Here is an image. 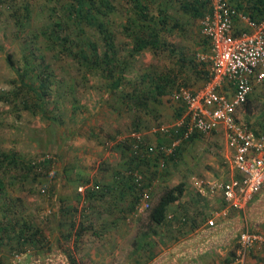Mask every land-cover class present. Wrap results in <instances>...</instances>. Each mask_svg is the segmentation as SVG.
<instances>
[{
    "label": "rangeland",
    "instance_id": "obj_1",
    "mask_svg": "<svg viewBox=\"0 0 264 264\" xmlns=\"http://www.w3.org/2000/svg\"><path fill=\"white\" fill-rule=\"evenodd\" d=\"M107 1L114 10L99 3L93 7L97 27L70 19L72 0H0V157L18 158L16 167L0 166V226L40 230L38 241L26 246L7 236L0 264H71V257L76 264H155L206 223L211 204L196 190V179H231L225 135L197 137L184 143L162 172L155 158L138 165L153 183V206L167 189L186 186L166 222L154 226L150 211L127 221L135 195L124 189L121 196L113 187L119 173L134 167L131 134L141 132L150 146L170 144L154 131L176 121L171 93L177 86L193 88L203 81L198 55L206 49L200 19L182 10L195 0H140L145 17L136 0ZM105 34L112 36L114 66L123 78L118 89L112 87L114 77L102 70L109 49ZM153 34L157 47L137 51L138 38ZM24 72L27 87L19 77ZM42 79L47 80L44 89L39 88ZM157 86L165 87L163 94ZM238 117L264 133V82ZM156 136L163 140L159 145ZM48 157L51 166L42 164ZM91 184L101 187L100 195L79 192ZM112 230L120 233L108 241L120 254L106 256L112 258L109 263L94 261L93 252L100 258ZM258 253L250 254L246 264H264Z\"/></svg>",
    "mask_w": 264,
    "mask_h": 264
},
{
    "label": "built area",
    "instance_id": "obj_2",
    "mask_svg": "<svg viewBox=\"0 0 264 264\" xmlns=\"http://www.w3.org/2000/svg\"><path fill=\"white\" fill-rule=\"evenodd\" d=\"M237 18L252 32L236 35L234 21ZM201 33L211 45L209 56H199V60L211 63L209 81L198 93L182 85L173 93V102L184 109V114L172 125L154 131L170 139V144L150 146L141 132L131 134L130 152L136 165L116 176L118 183L126 181L135 189L136 200L127 221L139 218L153 207V183L138 165L155 158L156 169L164 171L177 150L195 135L210 137L224 131L232 152L229 165L236 175L234 178L225 183L196 179L200 192L207 188L205 191L211 194H222L225 207L213 214L215 218L228 217L231 208L244 210L264 190V133L256 135L237 117L254 88L264 82V20H253L229 0H210L209 11L201 18ZM47 161L53 160L48 157L43 162ZM78 190L84 195L98 194L101 187L91 184ZM208 225L213 227L214 219L208 221ZM261 250H264V229L244 230L229 264H246L250 254Z\"/></svg>",
    "mask_w": 264,
    "mask_h": 264
},
{
    "label": "crops",
    "instance_id": "obj_3",
    "mask_svg": "<svg viewBox=\"0 0 264 264\" xmlns=\"http://www.w3.org/2000/svg\"><path fill=\"white\" fill-rule=\"evenodd\" d=\"M229 1L238 11H240L241 13H246L245 8H247V5L245 0H229ZM234 22H235L236 35H240L243 32H252V29L249 28L248 25H246L240 19L237 18ZM200 31H201V19H200ZM202 37L205 42L204 48L207 50V51L205 50L204 53L206 52L208 54L203 53V55H198V56H209L211 54L210 42L203 35ZM198 62L201 63L199 64L200 69H198V75L203 77V81L201 83H197L196 87L193 88L183 83L181 84L182 86L188 87L196 93L201 91L202 88L208 83L210 71L212 68L211 63L209 61L203 62L199 60ZM179 86L180 85H178L176 89H178ZM176 89L172 93H174ZM172 93L171 95H173ZM174 104H175V108H179V105H177L176 103ZM177 111L178 110L176 109V112ZM176 119H178V117ZM250 129L256 135L263 134L254 131L252 127ZM217 133H222L226 137L224 131H219ZM195 136L196 137L193 140L191 139L186 143L195 141L197 137H202L199 135H195ZM162 141L163 140L158 137L157 139L158 144L156 145L161 144ZM179 150L180 148L177 150L178 153ZM226 151H227L226 157L228 159L227 163H229V159L231 158L232 152L228 147L227 137H226ZM152 160L153 158L146 160L144 162V165L151 164ZM235 176H236L235 173L232 172L231 176H229V179L230 178L232 179ZM205 189L203 192H200L199 188L196 187L197 191L203 193L206 199L210 200L209 203L211 204V210L209 212L206 223H204V225H202L199 229L195 230L187 240L181 241L178 245L165 251L161 256H158L157 259L153 261V263L155 264H229L232 260L231 257L236 254L238 248L239 236L243 231L244 225L247 224L246 227H249L248 229L252 231H262L264 229V190L261 191L258 195H256L244 210L231 208L228 217L215 218L213 214L217 211L223 210L225 207V202L223 200L222 194L220 193L211 194L208 191H205ZM211 219H214L215 221V225L213 227L208 225V221H210ZM116 233H120V232H115L114 230H112L109 234L106 235L107 243L104 246L105 249L100 250V254H99L100 258H98L96 255L97 251L93 252L94 261L106 259V262L109 263L111 262L112 258L106 256H111L112 254L117 253V255L115 256L117 257L120 254V252H117L114 248L113 245L114 241L113 240L108 241V239H112L113 238L112 235L115 236ZM119 242L120 241H118V243ZM257 255H259L260 258L263 257L264 260V250H261ZM250 262L251 260L248 261V264H251Z\"/></svg>",
    "mask_w": 264,
    "mask_h": 264
},
{
    "label": "trees",
    "instance_id": "obj_4",
    "mask_svg": "<svg viewBox=\"0 0 264 264\" xmlns=\"http://www.w3.org/2000/svg\"><path fill=\"white\" fill-rule=\"evenodd\" d=\"M246 1V5L247 8H245L246 13L255 21H261L264 19V0H245ZM73 5L72 7L69 8V13H70V19L76 22H79L80 24L86 19L89 20L88 22L91 24L93 22V24L97 27H100L101 24L98 21V18L96 16H93V7H95V5L97 3L100 4L101 7L103 8H108L109 10H114L113 7L110 5V3L107 0H72ZM136 4H137V8L139 9V12L141 13V17H145L144 15V11L146 10V7H144V5L140 2V0H136ZM209 4H210V0H195L193 3L187 5V4H183L182 5V10L191 15L194 18L197 19H201L206 12L209 11ZM105 15H107L106 13H103ZM162 23H164L161 20ZM104 40L106 41L107 46H109V49L106 51L103 59H102V70L108 72L111 76L114 77L115 81L112 84V87H114L115 89L120 88L121 84H122V76H118V71L116 69V66H114V61H116V53L112 52L114 51L113 48V43H112V36L105 34L104 35ZM158 44V37L156 34L150 35L148 38H143L140 37L137 40L136 43V47H137V51L142 52L144 50L147 49H154L155 47H157ZM91 46L94 48L95 50V46L94 44H91ZM8 63L11 66V68L13 70H16L19 72V69H17L15 67L14 62L12 61L11 57L8 58ZM99 62H97L98 64ZM101 65V64H100ZM45 69H48L47 67H45ZM118 74V75H117ZM22 86L27 87L26 84V73H20L19 74ZM44 81H47L46 79H42L41 84L39 85V88L44 89L45 88V83ZM165 88V87H164ZM164 88L157 86V92L163 94L164 92ZM167 88V87H166ZM32 89V88H30ZM35 94L37 95V98L40 102H42L43 99V94L40 92H35ZM38 104V101H37ZM177 112L175 113L176 117L180 118L183 116L184 114V109H182L181 107L177 108ZM196 136H194L192 138V140L195 138ZM17 156L16 154H5L3 156L0 157V166L2 167H6L8 165L11 166H17L16 162H17ZM132 163L134 165L135 164V159L132 157ZM41 164V162L39 163ZM43 165H50L52 164L51 161H47V163H42ZM37 167L39 166H34V168L37 169ZM41 168V167H40ZM31 170V168H30ZM43 171H41L42 173ZM119 175V174H118ZM114 189L117 190V192L119 193V195H125L124 189L129 190L130 193H132L133 195H135V189L132 186H129L127 184L126 181L122 182V183H118L116 178L114 181ZM0 187H2V183H0ZM186 191V186L184 183H180L178 185H176L173 188L167 189L165 192H163L158 201L156 202V204L152 207V209L150 210L149 213V219L150 222L154 225V226H162L166 220H167V216H168V211L171 205L179 202ZM97 193H89L88 197L89 198H94L98 195H96ZM99 194V193H98ZM100 195V194H99ZM135 200H136V195L134 196ZM1 196H0V211L3 213L2 211V206H1ZM134 200V202H135ZM11 227H8L7 225H4V223H1L0 226V247L1 245H3L5 243V241L7 240V236L9 239L11 238H17L18 243L22 246H26L28 244L31 243H35L38 241V236L40 235V230L37 229L35 231H33L32 229H22V230H15ZM81 232V231H80ZM80 232H77L76 238H79ZM77 238V239H78ZM71 264H76V261L74 260V258L71 257Z\"/></svg>",
    "mask_w": 264,
    "mask_h": 264
}]
</instances>
